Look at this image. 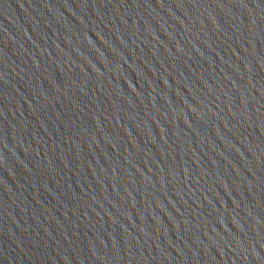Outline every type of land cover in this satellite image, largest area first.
Here are the masks:
<instances>
[{
  "label": "water",
  "instance_id": "95a60500",
  "mask_svg": "<svg viewBox=\"0 0 264 264\" xmlns=\"http://www.w3.org/2000/svg\"><path fill=\"white\" fill-rule=\"evenodd\" d=\"M0 264H264V0H0Z\"/></svg>",
  "mask_w": 264,
  "mask_h": 264
}]
</instances>
